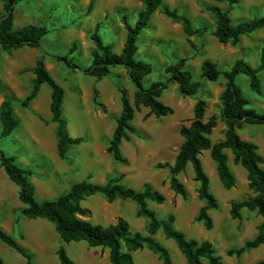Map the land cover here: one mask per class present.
Returning <instances> with one entry per match:
<instances>
[{"label": "rangeland", "instance_id": "rangeland-1", "mask_svg": "<svg viewBox=\"0 0 264 264\" xmlns=\"http://www.w3.org/2000/svg\"><path fill=\"white\" fill-rule=\"evenodd\" d=\"M164 5L185 14L192 28L207 26L209 31L187 36L181 23L166 17L160 9L151 16L147 26L137 37L135 59L149 63L151 72L142 80L143 87L162 82L165 87L160 100L173 108V113L155 117L141 107L134 113L132 124L137 131L130 140L120 144L126 163L116 162L107 152L106 146L115 127L120 111L119 89L124 88L132 98L135 86L121 66L101 79L84 73L91 64L94 43L90 35L98 25V34L113 51L119 52L126 29L123 20L133 25L142 3L138 0H20L14 6L13 28L28 24L44 25L48 32L39 47H19L4 50L0 46V109L3 100H10L17 127L7 137H0V149L13 156L18 166L31 168L35 198L39 201L53 199L68 190L74 182L90 176V181L104 183L114 175H122L121 183L139 190L144 183L159 190L165 196L161 204L152 201L147 206L159 218L168 213L175 216L174 226L187 237L207 239L221 257L222 264H256L264 258V243L240 256L226 254L229 248L243 244L256 234L261 216L255 211L242 209L240 218H232L229 207L232 201L252 196L247 186L245 169L235 164L230 150H226L228 165L236 183L226 189L220 182L215 163L209 150L201 151L199 157L206 172L212 193L218 206L209 211L213 220L211 229H205L195 220L203 201L197 196L198 183L193 180L191 164L178 174L184 185L185 198L169 188V171L157 168L156 164H172L183 141L179 133L182 124H188L196 98L206 101L205 117L219 114V94L224 87V78L213 82L200 76V65L210 59L221 70H228L236 59H244L252 67L260 65L261 49L264 45V27L240 37L239 43H220L211 34L214 18L207 6L216 5L229 9L231 22L261 16L264 0H239L233 6L224 0H164ZM3 0H0V15ZM73 48L71 49V47ZM44 53V62L52 77L64 89L61 116L66 122L69 136L82 137L72 144L64 159L57 155L55 123L51 121L49 109V86L43 83L37 96L24 107L22 99L30 92L36 60ZM72 59L76 67L68 66L55 57ZM185 58L184 68L189 70L193 81L201 86L195 95L185 96L177 85L168 80L164 67ZM260 92L249 87L248 77L242 73L235 76L240 93L247 99L248 107L264 112V68L258 72ZM97 90L95 101L93 92ZM1 129V124H0ZM224 124L218 120L210 139L215 142L223 136ZM239 135L253 142L264 158V124H243ZM264 168V163H263ZM18 186L13 183L0 166V227L12 235L32 257V264H60L56 250L64 246L70 258L78 264H109L106 248L90 247L84 241L63 242L53 225L44 219H29L20 214L22 203L18 198ZM80 204L90 211L88 219L103 225L122 218L132 232L147 234V219L136 214V204L126 199L108 202L100 194L88 196ZM169 252L171 264H187L184 256L172 239L159 230L154 235ZM135 264H162L158 255L147 247L132 252ZM0 257L3 264H25V259L14 249L0 241ZM203 264H208L206 260Z\"/></svg>", "mask_w": 264, "mask_h": 264}, {"label": "trees", "instance_id": "trees-1", "mask_svg": "<svg viewBox=\"0 0 264 264\" xmlns=\"http://www.w3.org/2000/svg\"><path fill=\"white\" fill-rule=\"evenodd\" d=\"M20 0H3V12L0 15V46L7 50L19 47H39L40 41L48 32L44 25L28 24L21 28H13L14 6ZM142 3L137 19L133 25L123 20L126 29L125 39L119 52L113 51L110 44L104 43L98 34V25L90 39L94 43L91 50V64L84 69V73L101 79L111 72L116 66L125 69L127 76L135 86L132 98L124 88L119 89L120 111L116 117L115 127L108 140L106 150L116 162L126 163L127 159L122 155L120 144L123 140H130V134H138L132 124L134 113L141 107L148 109V114L155 117L173 113V108L160 100V94L165 83H152L149 87L142 86V80L151 72V65L135 59L137 51V37L147 26L153 13L160 11L174 22L182 24L187 36L195 33L209 31L207 26L192 28L190 19L175 8L164 5V0H138ZM229 6H233L239 0H224ZM214 18V26L211 34L220 43H239L240 37L250 34L264 27V12L261 16H254L233 24L229 16V9H222L216 5L206 7ZM74 45H72L71 49ZM64 61L70 67H76L72 59L55 57ZM185 58L164 67V72L169 75L168 80L177 85L182 95H195L201 84L193 81L189 70L184 68ZM264 68V45L261 49L260 65L252 67L244 59H236L230 69L221 71L215 62L204 59L200 65V76L208 81H217L224 78V87L219 94V114H210L205 117L206 101L196 98L192 108V117L188 124H182L179 133L183 138L172 164L168 162L157 163V168H167L169 171V188L183 198L187 192L178 179V174L184 171L188 163L191 164L193 180L198 183L197 196L203 201L195 216L196 221L203 223L205 229L213 226L209 211L217 208L218 200L210 189V182L203 169L200 153L209 150V155L215 163L217 176L226 189L232 188L235 177L228 165L226 150H230L235 164L241 165L246 171L247 186L253 195L240 201H232L229 214L232 218H240L242 209L255 211L261 216L260 223L256 226V234L243 242L242 245L229 248L226 254L229 256L247 252L264 243V158L258 153L256 145L243 139L238 129L243 124H264V112L255 111L248 107L247 99L240 93L235 83V76L242 73L248 77L249 87L254 92H260L258 72ZM34 79L30 92L22 99V106H28L38 94L40 86L45 83L49 86L51 121L55 123V136L57 155L64 159L72 144L80 143L82 137L69 136L66 122L61 116V108L64 97L63 87L57 83L45 66L44 53L35 62L33 68ZM93 99L97 90L93 92ZM218 120L224 124L221 139L212 142L210 135L217 126ZM0 137L9 136L18 125V120L13 113L10 100L5 99L0 109ZM0 166L7 177L18 186V198L22 203L20 214L29 219H44L50 222L60 239L65 242L84 241L90 247H101L108 250L109 264H135L132 252L147 247L155 252L162 264H171L168 249L155 239L157 231H161L168 239H172L187 264H222L221 257L211 241L207 239H195L187 237L185 233L174 226L175 216L168 213L159 218L155 212L147 206L148 201L161 204L165 196L159 190L152 188L149 183H144L142 188L136 190L121 183L122 175L110 176L104 183L90 181V176L74 182L63 194L46 200H37L30 177L33 174L31 168H23L16 164L13 156L7 155L0 149ZM100 194L108 202L116 199H126L136 204V214L147 219L146 232H132L126 220L119 218L114 223L106 225L93 223L88 219L90 211L80 202L88 196ZM0 241L18 252L25 264H32L31 255L19 245L16 239L0 227ZM60 264H78L68 255L64 246L56 250ZM0 264L3 260L0 257ZM256 264H264V258Z\"/></svg>", "mask_w": 264, "mask_h": 264}]
</instances>
